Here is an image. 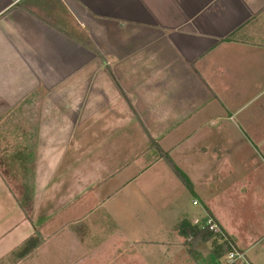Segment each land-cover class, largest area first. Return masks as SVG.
Instances as JSON below:
<instances>
[{"label":"crops","instance_id":"1","mask_svg":"<svg viewBox=\"0 0 264 264\" xmlns=\"http://www.w3.org/2000/svg\"><path fill=\"white\" fill-rule=\"evenodd\" d=\"M263 89L264 0H0V158L32 160L29 207L0 172V264H182L206 217L247 253L223 217Z\"/></svg>","mask_w":264,"mask_h":264},{"label":"rangeland","instance_id":"2","mask_svg":"<svg viewBox=\"0 0 264 264\" xmlns=\"http://www.w3.org/2000/svg\"><path fill=\"white\" fill-rule=\"evenodd\" d=\"M263 106V109L258 110V133L262 138L264 137V89L258 94V107ZM263 125V126H262ZM5 156H12L13 149H7ZM26 154V153H25ZM3 156V157H5ZM2 157V156H1ZM32 160L24 159L23 162L13 160L12 157L0 158V172L6 180L11 192L16 195L17 199L23 206H30L31 203V170ZM242 164L241 161L238 162ZM261 169V170H260ZM264 148L258 143V175L255 176L251 172H247L244 177L254 185L253 196L237 201L231 200V207H229L226 217H223L224 225L227 228H231L235 234L248 233L258 235V242L252 244V248L247 251V256L254 264H264V234H255L258 229L264 227ZM242 175H239L241 178ZM243 177V176H242ZM256 182V183H255ZM252 192V191H249ZM257 195H256V193ZM244 193V192H243ZM250 195V193H249ZM248 195V196H249ZM231 238L234 240V236ZM236 242L237 238L235 237ZM258 243V244H256ZM200 250L204 254L208 253L210 244L206 245ZM250 247V246H249ZM178 254L175 255L176 259L182 264H204V260L196 261L191 259L188 254V246L185 240L179 238ZM200 247L195 246L194 252L202 254L199 250ZM241 248V247H240ZM206 250V251H205ZM206 257L205 259H207ZM197 259V258H196ZM220 262L222 263L221 259Z\"/></svg>","mask_w":264,"mask_h":264},{"label":"trees","instance_id":"3","mask_svg":"<svg viewBox=\"0 0 264 264\" xmlns=\"http://www.w3.org/2000/svg\"><path fill=\"white\" fill-rule=\"evenodd\" d=\"M152 146H154V144H152ZM158 154L160 155L161 158H163L164 160H166V162H168L169 166L171 167L175 175L179 178V180L182 182V184L185 186V188L189 192H192V186L189 180L179 169H177L172 164L167 154H164L160 151L158 152ZM180 233L181 236L189 239V242H187L186 245L189 247L188 254L193 260H196V256H197V253L194 252V247L197 246L198 244L210 243L211 255L213 256V258L220 260L229 251L230 249L229 244L232 243L229 239H227L228 240L227 242L216 239L213 233L210 232L207 228H197L187 223H182L180 225ZM38 236L39 235L36 233L35 238H33L34 244H32L34 246L32 247H36L38 242L40 241Z\"/></svg>","mask_w":264,"mask_h":264},{"label":"built area","instance_id":"4","mask_svg":"<svg viewBox=\"0 0 264 264\" xmlns=\"http://www.w3.org/2000/svg\"><path fill=\"white\" fill-rule=\"evenodd\" d=\"M200 228H207L220 241H228L223 230L208 217L203 220ZM229 247V251L221 259L222 263L220 262L219 264H254L247 254L236 249L233 243L229 244Z\"/></svg>","mask_w":264,"mask_h":264}]
</instances>
